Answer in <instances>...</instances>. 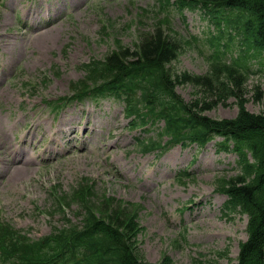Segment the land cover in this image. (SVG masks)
I'll list each match as a JSON object with an SVG mask.
<instances>
[{
	"label": "rangeland",
	"instance_id": "1",
	"mask_svg": "<svg viewBox=\"0 0 264 264\" xmlns=\"http://www.w3.org/2000/svg\"><path fill=\"white\" fill-rule=\"evenodd\" d=\"M76 4L74 0L1 3L0 128H8L9 138L16 141L22 138L30 120L41 121L48 116L50 119L40 125L47 130L66 113L78 126L75 136L80 149H72L74 154L82 146L87 149L80 156L68 158L70 150L65 139L60 138L57 146L47 144L46 148L60 153L68 150L67 158L52 157L46 162L55 164L47 166L37 163L23 177H9L5 162L0 160V219L30 231L33 237L45 236L64 222L60 212L52 216L54 191L64 194L82 180L83 197L101 193L110 203L113 196L122 203H139L135 220L142 230L137 235V251L146 264H236L240 243L248 238V216L225 209L226 195L214 193L217 184L226 185L238 171H233L237 165L235 153L219 152L214 143L204 147L176 146L162 155L142 153L135 145L141 131L131 129L124 103L111 97L70 101L58 113L46 107V98L69 96L71 81L83 75L82 63L93 56L103 58L110 51L135 47L142 36L168 22L134 0H86ZM50 18L56 19L54 25L48 21ZM38 25L50 28L39 31ZM173 26L180 27L176 19ZM234 26L237 32L243 31L240 23ZM233 44L239 49L238 39ZM253 62L254 69L264 68L258 58ZM178 67L196 74L207 69L202 59L181 60ZM259 82L264 89V72L251 76L249 88ZM175 88L188 102L212 97L190 83H177ZM246 96L250 111L262 110L253 92ZM234 100L205 113L218 118L234 117L238 111ZM24 110L28 113L25 118ZM17 118L22 119L17 123ZM87 120L92 128H82ZM117 133L122 135L115 137ZM45 140L36 130L24 148L31 150L34 142ZM185 168H190L193 176L179 179L178 171ZM92 179L97 187L92 188ZM95 205L99 216L108 223L109 213L100 210L98 203ZM73 213L75 210L70 209L69 216L78 221Z\"/></svg>",
	"mask_w": 264,
	"mask_h": 264
},
{
	"label": "trees",
	"instance_id": "2",
	"mask_svg": "<svg viewBox=\"0 0 264 264\" xmlns=\"http://www.w3.org/2000/svg\"><path fill=\"white\" fill-rule=\"evenodd\" d=\"M217 5L235 6L249 11L254 17L255 35L264 49V0H194ZM177 43L166 36L161 28L146 34L136 48L113 51L105 59L92 60L86 64L87 80H78L71 86L76 92L127 79L134 83V112L144 118L141 106L147 107L167 122V134L174 139L205 140L220 135L223 147L230 142L240 154V173L226 185L229 203L248 215V238L240 244L236 264H264V89L257 85L253 96L262 104V110L247 109V86L245 78L233 71L216 70L210 77H193V83L212 97L188 104L174 94L177 77L166 62L175 54ZM136 59V60H131ZM143 63L149 67L145 70ZM165 64V65H164ZM187 79V78H184ZM104 91H112L110 89ZM208 94V95H209ZM235 98L238 115L215 119L207 114L220 103L227 104ZM163 140L145 144L149 149ZM223 190V188H222ZM95 199L81 198L83 225L70 223L56 233L49 243L52 249L42 253L43 239L36 240L22 235L9 224H0V239L5 245L7 257L15 255L13 264H145L137 252V235L142 227L135 220L132 203L127 207L112 206L108 199L101 202L100 210L109 213L112 221L106 224L86 205ZM102 205V209H101Z\"/></svg>",
	"mask_w": 264,
	"mask_h": 264
},
{
	"label": "bare ground",
	"instance_id": "3",
	"mask_svg": "<svg viewBox=\"0 0 264 264\" xmlns=\"http://www.w3.org/2000/svg\"><path fill=\"white\" fill-rule=\"evenodd\" d=\"M47 39H50L49 37ZM46 39V40H47ZM62 126H67V129L64 130V134H62ZM76 123L74 119L63 117L60 123L48 133V136L52 141L56 140L55 137L61 134L67 143L69 148L68 158H73L74 156L82 155L87 149V146H82V150L77 154H74L73 150L76 148V139L72 136L76 132ZM31 130L28 129L25 132V137L30 135ZM26 139H19L16 143H12L8 137V130L4 128L0 131V156L5 159L11 168V173L14 176H25L29 175L36 163L38 158L43 156L44 149L42 148V144H36L33 148V154H30L27 150H19V145L25 144Z\"/></svg>",
	"mask_w": 264,
	"mask_h": 264
}]
</instances>
